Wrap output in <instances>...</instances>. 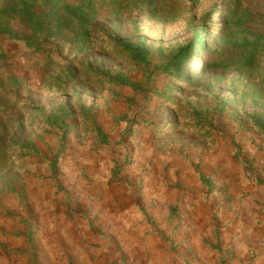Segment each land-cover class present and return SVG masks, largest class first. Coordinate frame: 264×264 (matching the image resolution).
I'll use <instances>...</instances> for the list:
<instances>
[{"label":"rangeland","instance_id":"obj_1","mask_svg":"<svg viewBox=\"0 0 264 264\" xmlns=\"http://www.w3.org/2000/svg\"><path fill=\"white\" fill-rule=\"evenodd\" d=\"M0 264H264V0H0Z\"/></svg>","mask_w":264,"mask_h":264},{"label":"trees","instance_id":"obj_2","mask_svg":"<svg viewBox=\"0 0 264 264\" xmlns=\"http://www.w3.org/2000/svg\"><path fill=\"white\" fill-rule=\"evenodd\" d=\"M63 7V13H59V10L56 8V12L58 13L57 15H54V21H50L48 18H45L41 14H37L35 12H29V11H16L14 13H11V16L15 17V14L18 15V20L23 23L25 22V26H27L30 30H32L35 34L41 33V34H46V37H50L52 35L49 30H53L54 34L62 33L64 31V28L66 26H70L74 24L75 21H79L80 17L77 15V13L73 12L72 7L65 3L62 5ZM10 20L9 17H6ZM16 18V17H15ZM20 23V24H21ZM86 24L84 23L82 25V29L85 30ZM34 34V35H35ZM194 50L193 46L190 47H183L179 50L178 53V63H181V60L183 59L184 56L189 54V51L192 52ZM129 55L132 59H143V47L138 44L134 46L133 48L128 49ZM165 71H170V63H166L162 66ZM125 83V79L123 80Z\"/></svg>","mask_w":264,"mask_h":264},{"label":"crops","instance_id":"obj_3","mask_svg":"<svg viewBox=\"0 0 264 264\" xmlns=\"http://www.w3.org/2000/svg\"><path fill=\"white\" fill-rule=\"evenodd\" d=\"M216 209H218L219 208V206H216L215 207ZM185 229H186V227H184ZM202 230H205V228L204 229H202ZM197 256V258L199 259V256L198 255H196ZM200 259H202V258H200Z\"/></svg>","mask_w":264,"mask_h":264}]
</instances>
